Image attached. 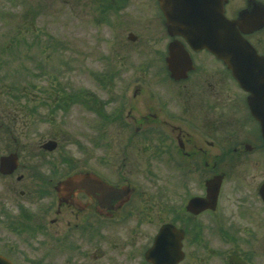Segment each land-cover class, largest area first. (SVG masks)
<instances>
[{"label":"flooded vegetation","instance_id":"af4514ba","mask_svg":"<svg viewBox=\"0 0 264 264\" xmlns=\"http://www.w3.org/2000/svg\"><path fill=\"white\" fill-rule=\"evenodd\" d=\"M164 1L109 0L99 7L103 13L97 10L104 39L158 66L132 75L134 89L98 129L97 144L112 129L109 166L97 155L95 167L56 158L60 141L51 129L37 138L38 122L53 121L50 108L61 101L64 109V93L54 102L38 95L36 106L0 98V256L9 264H46L49 252L22 250L20 236L64 220L85 231L123 224L122 264H264V65H254L264 64V0H175L191 5L174 27L167 26ZM33 6L27 25L17 28L32 31L43 15ZM228 20L238 21L244 49L257 58H239L242 83L225 58ZM256 72L262 82L252 80ZM148 80L162 83L163 94L145 90ZM5 93L18 98L11 86ZM85 173L120 192L105 198L96 185H73L57 193L60 182Z\"/></svg>","mask_w":264,"mask_h":264},{"label":"rangeland","instance_id":"374dc122","mask_svg":"<svg viewBox=\"0 0 264 264\" xmlns=\"http://www.w3.org/2000/svg\"><path fill=\"white\" fill-rule=\"evenodd\" d=\"M104 4L109 0L98 5L93 0H0L1 100L9 106H31L38 95L47 100V93L53 102L57 95L68 96L63 110L61 101L55 103L58 107L50 108L51 123L38 122L37 138L40 132L51 129L60 141L53 152L56 158L79 159L80 164L90 167L97 164L92 162L93 155L100 156L102 166L111 164L106 144L113 138L112 129L106 128L108 133L98 138L100 146L94 143L101 123L111 121V106L127 100L136 83L133 76L158 69L136 59L141 56L131 54L137 51L133 47L113 45L104 39L106 29L96 22ZM28 5H35L43 14L32 31L15 26L16 22L27 25ZM19 41L31 43L32 48L18 47ZM159 84L148 80L143 87L162 95L164 88ZM9 86L17 92L16 101L5 93ZM108 224L98 231L81 230L80 225L67 227L65 220L52 227L42 225L38 231H31L27 225L30 233L20 236V247L49 252L46 264H122L124 225ZM98 250L104 256L95 259L92 255Z\"/></svg>","mask_w":264,"mask_h":264},{"label":"water","instance_id":"95a60500","mask_svg":"<svg viewBox=\"0 0 264 264\" xmlns=\"http://www.w3.org/2000/svg\"><path fill=\"white\" fill-rule=\"evenodd\" d=\"M163 6L165 5V10H166V15L170 21V24L172 27L177 26L179 24V20L182 16H183V8H185V4L187 5V7H189L191 5L190 1H186V2H179V1H175V0H167L164 1ZM176 10H178V12H176ZM181 20V19H180ZM236 23L234 22H229L227 23V27H228V54L225 55V58L229 57V60L231 61V68L233 69V73L234 75L238 78V80L240 81V83H242L244 81L243 78H240L239 76V63L238 60L239 58L242 56L244 58H253V61H257V58L253 55V54H249L244 47H247L245 44H242V39L239 36V34L237 33L236 30ZM184 33V32H183ZM192 34L191 30L188 28L187 32H185L186 36H190ZM213 36L215 38L218 39V43L220 41L221 38V33L217 32V31H213ZM217 50L218 53H220V48H216L214 49V51ZM246 52L247 55L243 54L242 52ZM244 55V56H243ZM254 65H264L263 63H258L255 62ZM170 69L172 70V74L174 72L173 68L171 65H169ZM252 80L254 81V83L257 82H262L263 78L261 76H259V74L256 72L254 76H251ZM255 87H252L251 89L253 90ZM258 91V90H256ZM86 182H91L94 185L97 186H101V193L103 196L106 197H110L113 195V193H115V191L110 188L109 186H107L106 184H103L102 182H100L99 180L95 179L94 177L90 176V174H84V176H80L79 178H76V176L74 177H70L65 181L60 182L56 189L58 191V194L60 195L62 192V188L63 186H73L76 184H84V186H86ZM0 264H9L8 262H6L3 258L0 257Z\"/></svg>","mask_w":264,"mask_h":264}]
</instances>
